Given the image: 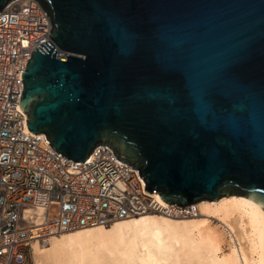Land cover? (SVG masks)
<instances>
[{"label":"water","instance_id":"1","mask_svg":"<svg viewBox=\"0 0 264 264\" xmlns=\"http://www.w3.org/2000/svg\"><path fill=\"white\" fill-rule=\"evenodd\" d=\"M38 1L53 45L21 74L32 134L75 163L107 147L170 205L264 210V0Z\"/></svg>","mask_w":264,"mask_h":264},{"label":"built area","instance_id":"2","mask_svg":"<svg viewBox=\"0 0 264 264\" xmlns=\"http://www.w3.org/2000/svg\"><path fill=\"white\" fill-rule=\"evenodd\" d=\"M49 12L38 0H9L0 11V264H28L29 245L52 234L108 226L159 211L189 217L193 205L160 207L134 168L105 146L86 162L58 155L43 133L32 134L19 107L32 52L49 42ZM66 53L57 52L58 58Z\"/></svg>","mask_w":264,"mask_h":264},{"label":"bare ground","instance_id":"3","mask_svg":"<svg viewBox=\"0 0 264 264\" xmlns=\"http://www.w3.org/2000/svg\"><path fill=\"white\" fill-rule=\"evenodd\" d=\"M192 205L189 217L150 211L52 234L46 245L30 243L28 257L31 264H264V210L236 195Z\"/></svg>","mask_w":264,"mask_h":264},{"label":"rangeland","instance_id":"4","mask_svg":"<svg viewBox=\"0 0 264 264\" xmlns=\"http://www.w3.org/2000/svg\"><path fill=\"white\" fill-rule=\"evenodd\" d=\"M28 260H29V261H28V264H29V262H30V264H31V260H30V257H28Z\"/></svg>","mask_w":264,"mask_h":264}]
</instances>
